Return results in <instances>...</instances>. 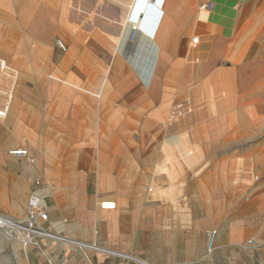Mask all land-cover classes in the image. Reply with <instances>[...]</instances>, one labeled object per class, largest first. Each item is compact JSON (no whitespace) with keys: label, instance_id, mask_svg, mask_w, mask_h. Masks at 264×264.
Masks as SVG:
<instances>
[{"label":"rangeland","instance_id":"1","mask_svg":"<svg viewBox=\"0 0 264 264\" xmlns=\"http://www.w3.org/2000/svg\"><path fill=\"white\" fill-rule=\"evenodd\" d=\"M16 1L0 0V48L5 49H0V98L6 103L0 115V214L13 219L26 216L28 197L39 190L46 206L58 204L57 220L49 211L43 223L48 231L100 248L71 244L76 263L82 256L99 262L106 249L114 264H140L135 258L148 264H258L259 260L264 264V0H243L237 10L231 7L233 14H227L231 31L229 36L221 35L227 39L226 54L208 77L231 69L229 96L216 99L214 93L203 94L197 101L193 87L207 77L205 58L199 62L200 79L184 80L194 65L185 67L183 61L175 65L176 57L169 53L164 71L177 69L176 73L168 89L159 88L158 104L148 113L131 107L139 105L136 100L124 104L122 97L129 92L119 98L103 96L106 76L96 70L101 63L110 66L111 56L102 44L90 34L85 38L77 57L84 67L79 68L76 60H67L73 38L65 41L58 27L51 37L42 26L37 29L35 17L46 5L41 0ZM58 1L57 5L64 3ZM102 1L112 9L113 0ZM154 1H146L147 9L138 11L137 19L159 20L161 12ZM161 1L159 6L164 4ZM204 3L207 8L206 2L198 4ZM26 7L33 9L21 15ZM88 20L84 18L83 23ZM128 20L136 18L129 15ZM181 28L179 41L191 36L186 23ZM152 30L137 33L128 27L119 35L103 31L104 38L114 43L115 55L145 92L163 52L153 41ZM32 41L48 48L50 54L30 52L27 44ZM204 46L194 42L188 57L194 52L202 55ZM86 49L95 55L93 60L82 57ZM243 65L249 67L251 77L256 69V75L241 80L237 69ZM119 85L115 83L116 89ZM108 89L113 88L109 85ZM196 104L203 106L199 118ZM14 129L21 135L10 141ZM30 132L37 134L36 141L27 137ZM105 132L122 142L121 153L103 146ZM123 132L129 134L123 137ZM49 143L61 148L59 160H52L54 165L48 161ZM18 148L27 154L11 153ZM80 155L92 161L79 164ZM48 171L53 175L47 177ZM250 182L255 184L248 186ZM115 198L117 217H99V203ZM164 200L173 203L167 205ZM170 210L177 216H171ZM183 215L190 224L198 223L199 230L179 227ZM150 219L156 226H148ZM55 221L65 227L61 233ZM207 228L217 232L211 252L205 247ZM237 230H242L241 237L234 235ZM27 235L0 229V264H44V253L52 258L43 246L46 239L64 244L31 234L32 244L25 243ZM85 259L84 264H90Z\"/></svg>","mask_w":264,"mask_h":264},{"label":"crops","instance_id":"2","mask_svg":"<svg viewBox=\"0 0 264 264\" xmlns=\"http://www.w3.org/2000/svg\"><path fill=\"white\" fill-rule=\"evenodd\" d=\"M18 1H16V2H18ZM41 1L46 5V7H45V11L43 13H40L35 17V20H36L37 24L39 25V26H37V29H39L42 26L43 32H44L45 25L51 24L53 26V28L58 27L56 30L62 36V38L65 41L69 42V40L71 41V39L73 38L71 43H69L67 60H69V61H75L76 60L75 62L77 63L79 68H83L84 66L82 65L83 63L81 60L77 61V57L79 56V53L81 51V47L84 43L85 38H87V36L89 34H90V37L92 39L94 38L93 40L97 41V43L99 45L101 44V40H102L101 37H102L106 42H108L114 46V43L112 42V40H110L108 38H104V35H103L104 29L106 31L108 30L112 34H115L116 32L111 29L113 27L114 23L107 19V17H108L107 12L103 11V10H107L108 8L106 5H104L105 3L102 0H64V3H62L61 5H57V3H59L58 0H41ZM164 1H166L165 5L168 7L167 17L170 19L172 25H179V24L184 25L186 23L187 24V30H191L190 31V35H191L190 37H185L184 39L179 41L178 39H179V36L181 34L182 28L175 29V30H177L175 32L176 36H177V38H176L177 42H176V50H175L174 54H175V57H177L176 54H177L178 47L181 46L182 47L181 49H183L182 53L185 56H187V54L189 53L190 46L192 44H194L195 40L203 39V38H205V36H214L215 34H219L218 30H217L219 27V24H221L225 21H228L229 25H230L231 21L228 20V18H227L228 12L232 11V14H233V8H231V7L233 6L237 10V8L240 7V4L239 5H237V4L243 0H164ZM113 2L114 3H112V5L109 4L110 6H112L111 10H115V9L118 10V8H120V7L133 8L136 4H137L136 7H138L140 5L139 0H129V1L128 0H126V1H124V0H113ZM200 2H206L208 4V7L207 8L202 7L200 9V11L198 9H195V12L189 11L192 9L191 5H194L197 8H200L202 5H206L205 3L199 5L198 3H200ZM90 3H92V4H90ZM177 4H181L182 6H184L183 7L184 13H183L182 17L175 18L173 14L175 13L174 8ZM5 7L10 8V6H5ZM101 7H103V8H101ZM16 8H17V6H16ZM31 8L33 9V7H26L24 9L25 11H23L21 13V15L25 14V12ZM207 9H210L211 11L209 12V10H207ZM202 11L205 12V15H203L201 13ZM32 15H33V13H32ZM236 15H237V11H236ZM236 15L234 17H232L231 19H236ZM86 17H89V20L86 23H83V19ZM57 21H58V23H57ZM70 23H72V24H70ZM96 24H98V25L100 24V27L95 28ZM128 25L129 24H127V26H125V28H123L117 34L119 35L122 31L124 32V30H128V27L130 29V25L129 26ZM87 31H89V33H87ZM54 32H55V28H54ZM54 32H53V34H54ZM44 34L47 36H50V37L53 36V34H46L45 32H44ZM184 34L186 35L187 33L185 32ZM0 35H2L1 32H0ZM72 35L75 36V38ZM97 35H100V39L97 38ZM1 39L2 38L0 36V41H1ZM178 42H179V45H178ZM191 42H192V44H191ZM28 44H27V48H29L30 52H38L39 54H43V55H49L50 54V51L48 48H41L37 42L32 41ZM34 46H36V47H34ZM0 49L5 50L3 48H0ZM90 52L91 51L86 49L84 52H82V57L88 60V56H89ZM64 59L66 60V57ZM64 59L62 58L61 62H63ZM110 60H111L110 66L107 67L104 64L102 65V63H101L100 64L101 69L98 68L96 70V73L101 72L103 76H106L107 86L102 89L103 96H105L107 98H119V96H116V95L113 97V95L111 93H113V94L117 93L118 94L124 88L121 86H119V87L117 86L118 88L116 89L115 83H113V84L108 83L107 75L110 73V71L113 72V69L111 68L112 58H110ZM155 64H156V62H155ZM154 71H155V66H154L153 74H154ZM153 74H152V77H153ZM68 80H71L72 82L75 81L74 78H71V77ZM150 82H151V80H150ZM109 85L113 88L112 90L108 89ZM132 87H130V88L127 87L126 91L124 90L125 92H129V94L122 97V99L125 101L124 104H127V102H131V101L137 99L134 103L139 102V105H137V107H136L135 105L131 104L132 105L131 107L135 108L136 110L142 109L144 112L146 111L148 113V111L151 110V106L154 104L152 99L149 97V95H146V94L143 96L138 95V97H137L136 93L134 92L135 89H134V87L133 88ZM148 88L146 89L147 91H148ZM114 89H116V90H114ZM86 96H89V95H86ZM104 98H102V99H104ZM101 102H102V100H101ZM5 105H6V103H5L4 99L0 98V106H1L0 107V115L5 113V109H4ZM145 106H148V109H146ZM2 107H3V109H2ZM0 120H2V119H0ZM123 128H121V129L123 130ZM123 133L121 134V136H123V137L129 134V132H125L124 134ZM20 135H21V133L17 132V129H14L12 135L10 136V141L13 138L15 139V138L19 137ZM29 136L34 137L35 141H36V138H37L36 133L30 132L27 134V137H29ZM103 136H104L103 146L110 147L111 150L113 152H116V153H118V152L121 153L123 151V146L121 145L122 142L119 140H118L119 144H117L114 147H112L108 144L111 142V139H114L117 137L115 134H107L105 132L103 134ZM108 138H110V139H108ZM49 147L51 148V152L48 151V153H49L48 155L50 157L48 159V161H49V163H51V165H54L55 163L52 160H55V159L59 160L61 148H55V147L53 148L52 143H49ZM116 148H118V149H116ZM53 152H57L59 155H55ZM100 158H101V160H108V158H104L103 156H101ZM77 161L79 164H82V165L86 164L87 165L92 160L87 155H80V156H78ZM51 175H53V174H51L50 171H48L47 177H49ZM46 179L49 181L52 178H46ZM254 184H252L250 182L248 184V186L249 185L253 186ZM261 198L263 199L264 196L261 195ZM116 201H117L116 198H115V200H113V199L102 200L99 203V207H98L99 217L116 218L117 214L114 215V211L117 208V202ZM162 203L169 205V204H172L173 202L170 200H164V201H162ZM57 205H58L57 202H56V205H54V207L51 205H47L48 214L51 212L50 214H53L56 220L58 217L56 215ZM203 205L205 207L209 206V205H207V201ZM178 210H179L178 211L179 213L180 212L182 213V211H183L181 208H179ZM151 213L152 212L149 211L147 215H151ZM170 214H171V216H177L176 212L174 210H170ZM181 217H182L183 222L179 223V227L190 226L193 230H197V231L199 230L200 226L198 223L192 222L190 224L188 222V219L186 216L183 215ZM49 218H50V215H49ZM55 222H56L55 225H57L56 230L57 229L59 230L58 232L64 230L65 227L62 228L61 226H59L57 224V221H55ZM63 222H64V220H63ZM50 223H51V218H50ZM147 223H148V226H156L155 220L151 221V219H150ZM241 232H242V230H237L234 232V235L237 237L238 236L241 237L242 236ZM244 232L248 233L247 230H244ZM63 234H65V233H63ZM67 236L73 237L71 235H67ZM43 246L49 252V254L52 256L55 264H84L83 259H85V257L82 256L81 253H80V256H82V257H80V259L78 260V263H76L77 260L73 259L74 254L72 251L75 248V246H70V244H65V243L64 244H58V242H56L54 240H50V239L49 240L46 239L45 243H43ZM104 251H105V253H101V258H98L99 262H94V263L95 264H114L109 259V256H108V253H109L108 251H110V250L104 249ZM77 254H79V252L76 253V256H78ZM121 256L129 257V256H124V254H122ZM89 257L90 256H88V259H89ZM135 260H137L140 264H148L147 262H145L141 259H138V258H135ZM89 261H90V259H89ZM91 262H92V260L90 261V263ZM116 264H122V263L117 262ZM258 264H262V262L259 260Z\"/></svg>","mask_w":264,"mask_h":264},{"label":"bare ground","instance_id":"3","mask_svg":"<svg viewBox=\"0 0 264 264\" xmlns=\"http://www.w3.org/2000/svg\"><path fill=\"white\" fill-rule=\"evenodd\" d=\"M124 1H126V0H124ZM139 1H140V5L138 7H136L137 6V4H136L133 8L120 7V8H118V10H116V9L115 10H109V9H107V10H103V11H106L107 12V15H108L107 19L109 21H111V22L114 23L113 24V27L111 29L114 30L116 33H119L123 28H125V26H127V24L129 22H132L131 25L134 24V26H132V27L137 30V33L141 32V31L142 32H145V33H147V32L150 33L151 31H153L152 29L155 28V31H154V34H153V38L152 39L155 41V43L157 44V46L163 52L159 55V59L157 60V62L155 64V71H154L153 77L151 78V82H150V86H149L148 92H145L143 86L137 85L135 77L133 75H131L129 73V71H128L127 64L122 59H120V57H118L117 55H115L114 46L112 44L106 42L102 37H101V39H102L101 40V44L106 48V50L110 54V56H111L110 58H112L111 68L113 69V72L110 71V73L107 75V77H108V83L109 84H113V83H117L119 81L120 82V85L119 86H121V87L124 88L118 94L117 93L116 94L115 93L114 94L111 93L113 95V97L115 95L116 96H119V97H122L123 94H124V92L126 91V88L127 87L130 88V87L133 86L134 89H135L134 92L136 93L137 97H138V95L139 96H143L145 94L146 95H149V97L152 99V101L154 103L153 105H156V104H158L159 88L161 86L162 87L165 86L163 89L164 90L168 89L171 86V85H169L172 82L171 78L173 79L174 78V74L176 73V70L177 69H175L174 71L168 72V74L165 73L164 70L166 68V57H167V55L169 53L174 54L175 53V50H176V42H177L176 41V38H177V36H176V33L175 32L177 30H175V29H177V28L180 29L183 25H181V24H179V25H172L170 19L167 17L168 7L165 5V2L166 1H164V0H162L163 3H164L162 6H159L161 4L159 2V0H155L154 1V5L156 6V10H158L159 12H161V17L159 18V20L157 19L156 22L151 20V22L149 23V22H146L145 20L143 21V20H139V18L137 19L136 16H137L138 11H140L141 9H143V10H146L147 9L145 4H146V1H148V0H139ZM90 4H92V3H90ZM205 6L206 5H202L200 8H197L196 6L191 5V8L192 9L189 10V11L195 12V9H198L200 11V9L202 7H205ZM183 7L184 6H182L181 4H177L175 6V8H174L175 13L173 14L175 18L182 17V15L184 13V11H183L184 8ZM101 8H103V7H101ZM149 9H151V8H149ZM201 13L203 15H205V12L204 11H202ZM129 15H130V17L136 18V20L135 21H129L128 20ZM151 16H149V17H151ZM155 23H156V25L154 26ZM70 24H72V23H70ZM132 27L130 29H132ZM217 30H218V33L219 34H215L214 36H205V38H204L203 41H198L200 39L195 40V42H198V45H201L202 44L201 47L204 46V45H206V46H204L206 51L203 52L202 55L194 52V53H192V55L190 57H188V54H187V56H185L182 53L183 49H181L182 48L181 46L178 47V50H177V54H176L177 57H176L175 62H174L175 65L180 64L182 61L186 63L185 64V67H186L187 64L194 65L193 66V69H192L193 71L191 72V74L189 75V77L184 76L183 77L184 80L192 79V80L195 81V80L200 79V75H199V71H200L199 70V68H200L199 67V62L202 60L201 57L205 58V59H203V63L202 64H204V66H206V70L204 72H205V75L207 77H205L201 81V84L199 86L193 87L194 92H195V95L197 96L195 98L196 100L198 99V97H200V95L202 96L203 94L208 95V96L209 95L212 96L213 93H214L216 99L220 98V95H223V96L227 97L230 94V88H231V85L230 84H231V82H230V77H229V74L230 73L229 72L231 71V69L230 70L229 69L228 70H223L222 72L217 71L215 73V75L213 74L211 77H208V73L210 71H212L214 69V67L217 66V62L219 60H221L224 57V55L226 54V50H227V39L224 38L223 36H229L230 31H231V25H229V22L228 21H225V22L219 24V27H218ZM44 32L46 34H53V32H54L53 26L51 24L45 25ZM221 35H223V36H221ZM97 38L100 39V35H97ZM59 41H61V40H59ZM200 42H201V44H200ZM210 42H212V43H210ZM224 42H225V44H224ZM191 44H192V42H191ZM34 47H36V46H34ZM239 55L241 56V54H236L235 57H238ZM174 56H175V54H174ZM94 58H95V56L93 55V53L90 52L89 53V56H88V59L89 60H93ZM237 71H238V76H239V78L241 80H245L247 78L249 80V79L253 78L256 75V73H257V70L254 69L253 72L255 71L256 73L254 74L253 77H251L252 74H250V72L247 73L249 71V67L248 66H244V65L243 66H240L237 69ZM201 75H202V73H201ZM214 83L217 86H213L212 84H214ZM169 91H170V89H169ZM163 94L165 96V93H163ZM164 96H163V99H162L161 102L165 101ZM145 108L148 109V106H145ZM194 109H196L195 110V112H196V118H199L200 113H202V111H203V106L196 104V106L194 107ZM153 112H155V111H153ZM153 112L150 113V115H149L150 118L149 119H152V116H154V113ZM162 117H163L164 120L166 119V117L164 115H162ZM163 122H165V121H163ZM197 130H198L197 127L194 128V131H197ZM29 137H31V136H29ZM31 138H33V137H31ZM108 139H110V138H108ZM31 141H35V139H31ZM108 144L110 146L114 147L117 144H119V141H118V139L116 137L114 139H111V142L108 143ZM118 148H116V149H118ZM48 151L51 152V148L50 147L48 148ZM12 152H14V151H12ZM56 155H59V154L57 153ZM20 218H22V217H20ZM67 238H68V236H65V238L64 237H60V239H62L63 240V243H65V244H69V243L76 244L75 241L72 240L73 238H71V237H69L70 239L69 238L67 239ZM257 243H259V242L257 241ZM84 246L86 248L94 249V250H99L100 249L99 247H94L93 245H88V244H84ZM124 256H127V255H124Z\"/></svg>","mask_w":264,"mask_h":264},{"label":"built area","instance_id":"4","mask_svg":"<svg viewBox=\"0 0 264 264\" xmlns=\"http://www.w3.org/2000/svg\"><path fill=\"white\" fill-rule=\"evenodd\" d=\"M58 45L62 49H65V45L63 44V42L59 40H58ZM12 151L11 153L16 154L18 156H25L27 154V151L23 148H18ZM47 219H48V209L44 203L43 195L39 190L36 189L28 197L26 216L19 219H13L0 214V229H3L6 234L11 231H16V232L20 231L27 233L28 235L26 237L28 238L26 239L25 243H30V244H32V242L30 241L31 239V237L29 236L30 234L32 236L37 235L40 237L53 238L63 241L62 239H60V237L65 238L64 235L54 234L53 232L48 231L43 226V223L46 222ZM216 237H217V232L215 229L213 228L205 229V247L208 252H211L212 250L215 249ZM74 241L76 243L75 245H84L83 243L81 244L79 241L76 240ZM69 244L71 245L72 243ZM44 257H45L44 264H55L52 258L48 257L47 254L44 253ZM90 264H94V263L91 262Z\"/></svg>","mask_w":264,"mask_h":264},{"label":"water","instance_id":"5","mask_svg":"<svg viewBox=\"0 0 264 264\" xmlns=\"http://www.w3.org/2000/svg\"><path fill=\"white\" fill-rule=\"evenodd\" d=\"M133 35V34H132ZM132 37V36H131Z\"/></svg>","mask_w":264,"mask_h":264}]
</instances>
